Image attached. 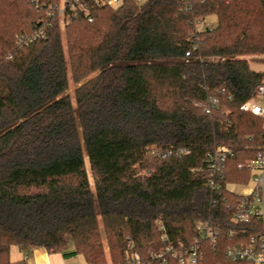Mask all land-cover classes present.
<instances>
[{
	"label": "trees",
	"instance_id": "obj_1",
	"mask_svg": "<svg viewBox=\"0 0 264 264\" xmlns=\"http://www.w3.org/2000/svg\"><path fill=\"white\" fill-rule=\"evenodd\" d=\"M50 2L0 0V264H26L13 246L125 264L129 244L159 264L163 233L192 243L200 221L217 233L201 264H226L264 231L233 221L243 196L228 190L264 151L263 117L241 109L264 84L247 59L264 64V0L93 2L64 39ZM208 16L216 27L196 30ZM219 147L232 155L212 192Z\"/></svg>",
	"mask_w": 264,
	"mask_h": 264
},
{
	"label": "built area",
	"instance_id": "obj_2",
	"mask_svg": "<svg viewBox=\"0 0 264 264\" xmlns=\"http://www.w3.org/2000/svg\"><path fill=\"white\" fill-rule=\"evenodd\" d=\"M189 4L191 0H182ZM114 8L122 3V0H51L48 9L51 15H57L60 25L64 26L71 19L78 16L89 17L92 3ZM90 19V18H89ZM202 21H199L201 24ZM41 31L36 32L34 38L40 37ZM189 53L186 55L188 56ZM241 109L254 115L261 116L263 110L252 102L245 103ZM169 152L163 157L167 156ZM232 153L222 147L215 148L207 153L204 163L205 169L209 172L207 188L212 192H219L223 179L224 165L227 158ZM238 168L248 169L251 172V179L255 187L246 195L238 206L234 215L235 223H249L256 221L264 226V151L258 153L257 157ZM164 230L163 226H159ZM197 237L192 243H186L181 239L172 240L163 233L161 239L166 242V247L162 251L153 252L152 259L159 261V264H201L203 255L201 242L207 241L215 244L217 233L209 222L200 221L195 223ZM130 254L125 264H148L141 260L139 255L133 251L129 244ZM226 264H264V231L250 236L245 243L229 245L224 250Z\"/></svg>",
	"mask_w": 264,
	"mask_h": 264
},
{
	"label": "rangeland",
	"instance_id": "obj_3",
	"mask_svg": "<svg viewBox=\"0 0 264 264\" xmlns=\"http://www.w3.org/2000/svg\"><path fill=\"white\" fill-rule=\"evenodd\" d=\"M146 0H135V2L139 5H142ZM217 25V20L215 16H208L205 17L203 19V21L201 22V24L196 25V30H204V29H213L215 28ZM61 28V35L64 39V28L62 25H60ZM63 47L65 50V59L67 62V76H68V96L70 97L71 102L74 104V90L75 88L78 86L79 83H74L71 79V75H70V70H69V64H68V60H67V55H66V47H65V43L63 40ZM255 58L258 59L257 57H248L247 59H249V65L251 67L252 70L256 71V72H261L264 73V64L255 62V61H251L250 59ZM211 62H216L218 61V59L216 58H212L209 59ZM252 102L259 106L263 112L261 114V116L264 119V84L261 86L260 89H257L255 91V93L253 94V97L251 98ZM255 187V183L252 179L249 180V182L246 185H230L228 186V190L238 194V195H246L248 194L253 188ZM107 249L105 248V254H106V262L107 264H110V259L108 257L107 254ZM86 263V262H85Z\"/></svg>",
	"mask_w": 264,
	"mask_h": 264
},
{
	"label": "crops",
	"instance_id": "obj_4",
	"mask_svg": "<svg viewBox=\"0 0 264 264\" xmlns=\"http://www.w3.org/2000/svg\"><path fill=\"white\" fill-rule=\"evenodd\" d=\"M260 88L261 87L258 89ZM250 102H252V100H250ZM71 252L72 248H69L66 253L69 254ZM9 257L13 262L24 260L26 264H87L79 255L65 256L62 253L49 254L42 248L23 251L13 246L10 249Z\"/></svg>",
	"mask_w": 264,
	"mask_h": 264
}]
</instances>
